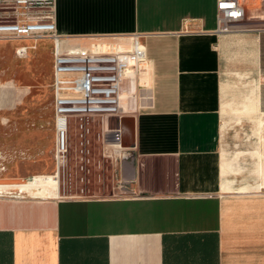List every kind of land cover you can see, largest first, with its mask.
<instances>
[{"label": "crops", "instance_id": "crops-1", "mask_svg": "<svg viewBox=\"0 0 264 264\" xmlns=\"http://www.w3.org/2000/svg\"><path fill=\"white\" fill-rule=\"evenodd\" d=\"M238 2L219 30L218 0H56L64 47L142 34L151 99L122 123L126 195L32 196L56 132L10 126L25 91L0 81V264H264V0Z\"/></svg>", "mask_w": 264, "mask_h": 264}, {"label": "built area", "instance_id": "built-area-1", "mask_svg": "<svg viewBox=\"0 0 264 264\" xmlns=\"http://www.w3.org/2000/svg\"><path fill=\"white\" fill-rule=\"evenodd\" d=\"M56 0H0V41L30 40L31 45L15 48L17 56L26 57L42 39L53 40V100L55 170L39 174L42 178L58 180L54 194L43 196L60 199L86 200L91 198H118L127 194V181L122 178V160L128 150L124 144L122 119L135 116L151 99L153 65L138 32L130 33L127 44L119 41L97 40L88 46H65L56 31ZM218 29H230L243 17L238 0H218ZM97 120L96 138L104 152H117L115 177L122 184L117 193L97 194L88 185L87 163L93 159L91 146L92 124ZM264 125V121H263ZM78 132L77 150L70 155V130ZM80 163L76 179L80 186L73 191L67 184L66 169L69 160ZM37 176H32L35 178ZM9 185L0 184V195ZM21 192V188L19 187Z\"/></svg>", "mask_w": 264, "mask_h": 264}, {"label": "rangeland", "instance_id": "rangeland-1", "mask_svg": "<svg viewBox=\"0 0 264 264\" xmlns=\"http://www.w3.org/2000/svg\"><path fill=\"white\" fill-rule=\"evenodd\" d=\"M14 44L13 41H0V81L12 82L18 86L22 85L25 91L19 103L8 110L9 125H43L51 129L54 126L53 86L51 84L53 52L51 40L39 41L37 48L24 58L17 57L14 51ZM92 124H96L91 129L90 147L94 157L86 165L89 169L86 174V177L90 179L88 185L95 193L100 195L117 193L120 189L118 186L122 184L120 179L115 177V168L118 162V158H116L117 152L109 149L104 152L103 156L102 143L96 139L99 132L97 120L93 121ZM225 127V131L234 132L237 129L242 130L245 126L243 122L231 119L225 123ZM77 137L78 132L72 128L69 137L70 155L72 157L77 150ZM235 145V143H229L226 147L228 149L229 147H236ZM79 167L80 163L75 162L73 158L69 160L65 179H67V184L70 183L73 191L80 186L78 179H76ZM28 193L32 196L44 195Z\"/></svg>", "mask_w": 264, "mask_h": 264}, {"label": "bare ground", "instance_id": "bare-ground-1", "mask_svg": "<svg viewBox=\"0 0 264 264\" xmlns=\"http://www.w3.org/2000/svg\"><path fill=\"white\" fill-rule=\"evenodd\" d=\"M19 187L22 191L25 190L37 195L54 194L58 189V180L51 177L42 178L37 176L34 179L30 178L29 181L21 183Z\"/></svg>", "mask_w": 264, "mask_h": 264}, {"label": "water", "instance_id": "water-1", "mask_svg": "<svg viewBox=\"0 0 264 264\" xmlns=\"http://www.w3.org/2000/svg\"><path fill=\"white\" fill-rule=\"evenodd\" d=\"M128 118H130V117H124V118L122 119V123H123V121H124L125 119H128ZM125 146H129V145H125Z\"/></svg>", "mask_w": 264, "mask_h": 264}]
</instances>
